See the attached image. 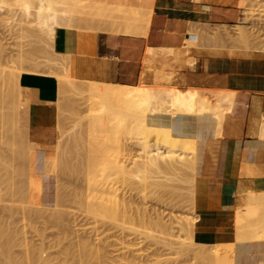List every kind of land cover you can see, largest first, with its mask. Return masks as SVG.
Listing matches in <instances>:
<instances>
[{
  "label": "rangeland",
  "instance_id": "rangeland-1",
  "mask_svg": "<svg viewBox=\"0 0 264 264\" xmlns=\"http://www.w3.org/2000/svg\"><path fill=\"white\" fill-rule=\"evenodd\" d=\"M13 1L5 5V7L8 6L7 9L4 7L8 13L7 11H4V13L6 12L9 16L11 13L16 14L15 17H12L14 19L10 17L9 20H12L8 22L6 20L7 17H5L6 14L4 17L2 16L3 19L5 18V21L0 19V69L2 68L0 70V141L3 146L0 148V241H3V244L2 241L0 242V244H2L0 245V252L2 251L5 253H0V264H197V262H200L198 258H200L201 252H198V255H200L199 257L197 254L195 255L197 256L196 259H198L196 260L195 257L193 258L191 256L192 254H188V251H186L188 248L183 251L184 247L182 248V246L184 245L179 244L180 240L190 241V239L187 238L189 233L186 222H197L199 218V211L193 204L195 199L193 202L191 199V197L195 195L194 184L196 172L190 169V167H188V169L186 166L188 172H192V174L190 175L188 172H186L188 173L186 174L184 171L185 174H182L180 167L184 164L178 163L179 170L175 169V171H178L183 176L190 175L188 180H186L188 176L183 177L182 175L180 178L183 177V179H186L179 180L177 179L179 178L178 176L176 179H172L174 175L171 174L172 172H170V169V173L167 170L160 172H155V170L153 172L147 171L146 168L142 167L140 163L143 151L139 144V137L141 134L138 133V128L132 129L137 123L136 116L127 109L125 102L121 98L122 93L119 92L116 97H111L106 100L101 97L100 87L97 85L96 87L92 84L95 79L73 78L71 73L72 64L69 59L65 61V66L58 65L60 63V61H58L59 56H68V54L58 52L55 49L53 40L51 41L53 45L49 46L46 43L45 34L40 32L41 36L45 37L44 39L46 41L42 39L40 34L37 36L39 27L37 26L36 28V26H34L36 25L33 23L36 22L35 19L32 21L31 16L29 19L32 22L28 21V18V22L23 21L25 17L23 14L24 10H21L23 6L20 5L21 3L18 2L19 0L17 1L19 5L16 2L13 3ZM66 1L68 2H59L57 4L58 7L71 6L73 0ZM90 2L92 5H98L102 3V0H78V3H86V5H81L79 7L78 17L83 12L85 6H87L86 8L88 9L94 7L89 6ZM82 6L83 8H81ZM82 15H84V13L81 14V19H78L76 16V19L73 21V28H86L89 30L111 33L108 27L109 25H106L105 21H103L104 23L101 21L103 18L99 20L97 14L88 15L86 18ZM26 27L27 29H25ZM32 29L35 31H28ZM31 32L34 34L32 35ZM39 37H41L42 40ZM204 37L207 39V47L222 49L231 54L250 55L255 52L264 53V0H244L241 19L238 23L233 25L210 26ZM188 43L192 42L189 41ZM37 54L40 55L38 56ZM24 55L27 59H24ZM32 59H36L35 61L38 59V61L54 60L55 63L59 62L55 64L54 61H50L51 64L54 63V65H56L54 67V69L57 68V70L55 69L57 71L56 74H60L59 76L62 77L69 74H66V71L70 72L71 76L69 77L75 79L74 83H77L74 84L73 88H69L70 92L68 91L67 93L69 97L67 100L69 101L66 100L64 106L61 105V102L58 107L60 113L59 117L56 118V125L58 126L59 134L57 143L53 146L51 152L53 154L55 153V156L49 154L47 158V163L50 165L51 170L49 165H46V170L53 175L55 185L54 202L50 204L42 203V188L40 187H43V183L42 181L40 182V174L36 173L38 174V178L37 175H34V172H36L35 170H33L34 172H30L34 167L32 164H34L35 149L33 143H28L27 131L25 129L28 126L23 121V118H21L22 109L18 98V87L15 89L12 85L15 84L12 83L13 78L10 80L12 71H19V69L20 71L29 70V66H33L30 65V63L33 64ZM25 60H28V62ZM186 61L193 63L194 57L187 55ZM44 67L47 68V66ZM62 71L64 72L62 73ZM8 81L11 84H9L7 88ZM88 82H92L91 86L87 84ZM125 84L126 86L123 87L131 89L138 86V83ZM187 88L190 89V92L189 94H182L181 103L189 113L193 108L201 109L202 105H209L212 108L218 105L224 107L227 98L226 94L221 91L234 90L232 88H197L190 86ZM93 100H96V104L87 108V104H91ZM4 101L5 103H3ZM5 112L8 115L10 113V115L8 116ZM262 116L264 117V114ZM91 119H97L100 125L97 138L94 140V142H98L99 147V149H97V146V148L95 147L99 151L98 161L96 165L90 169L89 174L92 186L94 187V195L97 197L95 199L109 205L127 202L131 207V210L127 214L128 216L124 213H119V216L111 217L102 213L94 214L89 210L86 211L87 205L84 200L87 193L86 191L88 190V188L86 190V187L88 185L85 176V163L89 158L87 154H89L91 150V142L87 138L86 125H88L87 120ZM12 120L15 123L12 122ZM103 123H105V125L102 126ZM218 126L221 128L222 124L218 123ZM151 129L153 130V134L150 136L151 139L154 140L156 137L167 139L166 133L159 131L155 127H151ZM10 130L12 132H10ZM73 136L78 138L75 137L76 140H73ZM187 138H189L191 142L194 141L193 147L197 146L196 138L193 140L190 137ZM87 140L89 142H87ZM74 142L75 144H73ZM154 142L155 141H153V143ZM76 143H78V145ZM70 145L71 147H69ZM190 145L188 144L187 146L189 149ZM74 146L75 148H73ZM8 147L11 148L9 149ZM68 147L71 151L70 149L67 151L66 148ZM187 147H184V150H186ZM76 150L81 151L75 152ZM186 151L182 150L183 156L185 157L188 156L184 154ZM193 151H191V153ZM188 152L190 153V151ZM51 155H53L54 158L49 157ZM25 156L28 157V159H26ZM49 158L53 161H50ZM68 159L71 162H69ZM77 160H80V163H78ZM81 161L83 164H81ZM72 162L75 164V167H73ZM76 164L79 165L78 167L81 166L84 168H79L81 169L79 171ZM181 164L182 166L179 167ZM139 167H141L143 173L148 176L147 181L144 182L145 184L140 183L139 178L133 176V174L128 175L124 172L125 169L137 170ZM75 169H77V173H80L76 174L74 172ZM166 171L168 173H166ZM32 172L34 175H32L33 177L31 176ZM178 172L175 173L177 174ZM67 174L71 175L69 176ZM168 177L170 178L168 179ZM30 180L34 181L32 182ZM159 182H161L162 185L166 183V186H162ZM32 183H34V185L36 183V185L34 186ZM38 184H41L40 187H38ZM31 185H33L32 188ZM72 185H76V188ZM60 187L62 190L60 189L58 191ZM68 189L70 192H68ZM9 192L10 194H8ZM58 192L60 193L57 196ZM38 193H40V195H37ZM76 193H79L77 195H80L79 198L82 199L83 197V199L77 198ZM57 198H59L58 201L61 200L59 203ZM71 212H73V214ZM59 215L61 216L59 217ZM194 239L196 243L200 242L204 244V249H209V247H211L212 250H215L212 246H216V249L222 248V243L224 244L223 247L229 248L227 246L232 242L217 241L209 244L202 241L197 235L194 236ZM225 243H227V245ZM195 244H193V246L190 244L192 248H190L191 251H189H193V254H195V252L197 253V251L192 250L193 248L196 250V246L197 249L199 248V250H202L200 249L201 245ZM232 244H230L231 247L234 246V244ZM85 247H88L90 250L88 261L84 259ZM5 248H9L7 250L8 253ZM68 249L71 251L69 252ZM72 249L76 252L74 251V253ZM230 253H228L230 256L227 262L229 264L233 261H229V259L234 258V251L232 254ZM79 254L81 258H79ZM7 260L8 262H5ZM220 261L221 264H224L222 260H219V262ZM204 262L206 261L203 260L202 264H211ZM213 264H217V262Z\"/></svg>",
  "mask_w": 264,
  "mask_h": 264
},
{
  "label": "crops",
  "instance_id": "crops-1",
  "mask_svg": "<svg viewBox=\"0 0 264 264\" xmlns=\"http://www.w3.org/2000/svg\"><path fill=\"white\" fill-rule=\"evenodd\" d=\"M136 1L130 0L142 3ZM243 1L152 0L155 9L147 35L58 27L54 45L69 55L71 73L77 78L135 84L145 72L147 83L237 90L223 134L211 112L156 113L149 121L197 139L194 188L199 238L209 244L232 241L235 264H264V237L238 239L235 224L238 211L247 210L250 194L264 193V137L258 121L264 114V53L231 54L207 47L204 37L210 26L238 23ZM187 55L194 57L192 64L186 63ZM19 82L30 103L23 121L28 142L35 144L34 169L42 178V203L50 204L55 185L46 165L59 134V82L53 75L31 72H23Z\"/></svg>",
  "mask_w": 264,
  "mask_h": 264
},
{
  "label": "bare ground",
  "instance_id": "bare-ground-1",
  "mask_svg": "<svg viewBox=\"0 0 264 264\" xmlns=\"http://www.w3.org/2000/svg\"><path fill=\"white\" fill-rule=\"evenodd\" d=\"M10 1H13V0H0V17H4L6 12L4 13V11H7L6 9L8 8V6L5 7L6 4H8V2ZM18 1V0H17ZM17 1H13L17 3ZM134 1V0H132ZM136 1V0H135ZM141 2V0H138ZM138 1H136L138 3ZM18 2H20L21 6H23V8H21V10L23 11L24 10V19L23 21H27L29 18H31L32 16V21L35 19L36 22H33L35 23L36 25V28L37 26L39 27V31H38V35L40 34L41 36V33L42 34H45L44 36H46V40H47V44L50 46V45H53V43L51 42L52 40L55 42V36H56V30L58 27H63V26H66V27H74L73 25V21L76 19V16L79 15L78 12H79V7L81 5H86V3H78V0H73L71 2V6H68V7H62V8H59L58 7V3L59 2H63V3H67L68 1L66 0H19ZM135 3V2H134ZM18 4V3H17ZM23 4V5H22ZM88 4V3H87ZM91 4V5H90ZM11 5V4H10ZM19 5V4H18ZM89 6L93 7L92 9H88L86 8L87 6L84 7V10L81 14L84 13V18H86L88 15L91 16L93 14H97V16H99V20H101V18H103V20H101L102 22L105 21L106 22V25L108 24L111 32H117V33H128V34H132V35H137V34H143V35H147L148 32H149V28H150V24H151V21H152V17H153V14H154V7H153V4H152V0H142V3H138V5H134L132 2L129 1H123V0H102V3H99L98 5H92V3L90 2L89 3ZM6 9H5V8ZM89 7V8H91ZM11 9H13L12 7H10ZM83 8V6L81 7ZM5 9V10H3ZM99 9V10H98ZM11 12V11H10ZM4 13V14H3ZM8 13V11H7ZM14 13H11V15L9 16V14L5 17L6 20L9 22L11 21L12 17H15L16 14ZM80 14V16H81ZM34 15V16H33ZM9 16V18H8ZM80 16L77 18L79 19ZM0 18V19H3ZM10 17L12 18L11 20ZM28 18V19H27ZM81 19V18H80ZM5 21V18L3 19ZM2 21V20H1ZM30 22H32L30 19L28 20ZM27 21V22H28ZM104 23V22H103ZM26 26V25H25ZM34 26H33V29H34ZM85 28V27H84ZM27 29V27L25 28ZM28 30V31H35V30ZM86 29V28H85ZM22 30V29H21ZM24 31V30H23ZM61 31V30H60ZM33 32L32 35L34 34ZM37 32V31H36ZM35 32V33H36ZM41 32V33H40ZM26 33V32H25ZM29 33V32H28ZM62 33V32H61ZM30 35V34H29ZM62 35V34H61ZM245 35V34H244ZM44 36H41L42 39H44L45 37ZM26 37V36H25ZM41 37H39L41 39ZM37 38V37H36ZM39 39V40H40ZM41 39V40H42ZM59 39V38H58ZM34 40V39H33ZM45 40V39H44ZM45 40V41H46ZM62 40V39H61ZM58 41V40H57ZM60 42V41H58ZM189 42V41H188ZM62 43V42H61ZM64 43V42H63ZM249 44V43H248ZM62 45V44H60ZM43 46V45H42ZM252 46V45H251ZM46 47V46H44ZM262 47V46H261ZM48 48V47H47ZM148 50H153L154 48H151V47H147ZM146 48V49H147ZM173 48V47H172ZM171 48V49H172ZM163 49H165L163 47ZM160 51L161 53L165 52L167 53V50H163ZM169 49V48H168ZM257 49H260V48H257ZM161 50V49H160ZM263 50V49H262ZM22 51V50H21ZM173 51V50H172ZM148 52V51H147ZM151 52V51H150ZM159 51L155 52L158 54ZM159 52V53H160ZM169 52V51H168ZM171 52V51H170ZM165 54V53H164ZM20 55V54H19ZM38 55V54H37ZM40 55V54H39ZM38 55V56H39ZM79 55V54H78ZM147 55V54H146ZM18 56V55H17ZM22 56V55H21ZM46 56V55H45ZM44 56V57H45ZM61 56V57H60ZM59 56V60L60 63L57 64L60 65V66H65V61H68L69 59V55L68 56H65V55H60ZM95 56V55H94ZM162 56V55H161ZM160 56V57H161ZM164 57V55L162 56ZM27 59V57H25L24 55V59ZM31 58V57H29ZM145 58V57H144ZM23 59V61H24ZM160 59V58H159ZM158 59V60H159ZM33 60V59H32ZM36 60V59H35ZM33 60V64L30 63V65H33V66H29V70H24V71H12L11 72V75H10V80H12L13 78V81L12 83H15V84H12L14 86V88L16 89V87H18V98H19V102H20V107H21V118H23V115H27L29 113V106H30V103H29V98H28V95L26 94V89L21 87L20 85V82H19V78L21 76V74L23 72H31V73H39V74H47V75H53L55 76L57 79H58V82H59V99H58V107H59V104L62 102L61 105H65L64 102L69 98L68 97V91L70 92L69 88H73L74 87V84H77V83H74L75 79L74 76H72L73 78L69 77L71 76L70 72H65L67 75H64L62 77H60L57 73V68L54 69V67L56 65H54L55 61L54 60H46V61H43V60H39L37 59V61ZM70 60V59H69ZM28 62V60H25ZM50 61H54L53 64H51ZM144 61V59H143ZM70 62V61H69ZM55 63V64H56ZM187 64H192V62H187ZM29 64V63H28ZM14 65V64H13ZM44 66H47V68H45ZM100 66V65H99ZM102 67V66H101ZM15 68V67H14ZM54 70H53V69ZM2 69V68H1ZM0 69V70H1ZM98 69V67H97ZM13 70V69H12ZM6 71V70H5ZM56 71V72H54ZM64 71H62L63 73ZM145 73V72H144ZM144 73L141 75V78L138 82V86H136L134 89H131V88H127V87H123V86H126L125 83H120V82H108V81H100V80H95L94 83H92L94 86H99L100 87V90H101V97L104 98V99H109L111 97H116L117 94L120 92L122 93L121 94V98L123 99V101L125 102V105L127 107V109H129L131 111V113H133L135 116H136V125L132 127V129H135V128H138L139 131L138 133L141 134V136L139 137V144L141 145V149L143 151V154H142V157H141V166L146 168L147 171H164V170H167L169 172V169H170V172H172L171 174L174 175V177L172 179H176L177 176L179 178V180H182L184 176L186 175H182V174H185L186 172H188L187 168L190 167V169H192L194 172H196V164H197V146H194L193 147V142H191V140H189V138L187 137H190L192 140L195 138L193 136H190V135H183V134H179V133H176L175 130L173 129V127H171L170 125H166V124H155V123H151L149 121V116L151 115H154L156 113H162V114H166V115H170V116H176V115H183V114H188L189 112H187L186 108L184 106H182V103H181V97H182V94H189L190 92V89H188L187 87L182 89L180 88L179 86L177 85H174V84H162V83H147L143 80V75ZM1 74V73H0ZM7 75V74H6ZM2 76V75H1ZM107 76V75H105ZM8 78V77H6ZM108 78V76H107ZM1 79V77H0ZM5 79V78H4ZM9 80V79H8ZM9 80V81H10ZM76 80H79V79H76ZM8 81V82H9ZM11 82V81H10ZM8 83L7 85V88L9 86V84L11 83ZM2 83V82H1ZM5 85H6V82L4 81ZM91 83L88 82L87 84L91 86ZM81 84V83H80ZM86 84V85H87ZM100 84V85H99ZM96 86V87H97ZM10 88V87H9ZM80 89H83V88H80ZM1 91V90H0ZM11 91V89H10ZM16 91V90H15ZM14 91V92H15ZM78 91V90H77ZM4 92V91H3ZM8 92V90H7ZM221 92H224L226 94V98H227V102L225 104L224 107H222L221 105L219 106H216L215 108H212L211 106L209 105H202L201 106V109L200 108H193L191 110V114H198V113H203V112H211L213 113L216 118H217V121L218 123H221L222 124V127L219 128V131L218 133L219 134H223V131H224V126H225V123H227L229 121V115L232 114L234 112V109H235V104H236V94H237V90H229V91H221ZM17 94V93H16ZM15 95V94H14ZM5 96V95H4ZM12 96V95H11ZM17 96V95H16ZM10 98V97H8ZM13 99V98H12ZM3 100V99H2ZM7 100V98H6ZM1 101V99H0ZM57 101V100H56ZM55 101V102H56ZM69 101V100H67ZM7 102L9 103V101L7 100ZM80 102V101H79ZM5 103V101L3 102ZM2 103V104H3ZM66 103V102H65ZM171 103V104H169ZM94 104H96V100L90 104L88 103L87 104V108L89 107H92ZM10 105V104H8ZM67 105V104H66ZM9 107V106H8ZM62 107V106H61ZM6 109V108H4ZM69 109V108H68ZM82 109V108H81ZM13 110V109H11ZM59 110V109H58ZM202 110V111H201ZM10 111V109H9ZM7 112V111H6ZM5 112V113H6ZM74 112V111H73ZM78 112V111H77ZM3 113V112H2ZM4 113V114H5ZM9 113V112H8ZM11 113V111H10ZM9 113V115H10ZM60 113V112H59ZM76 113V112H75ZM3 114V116H4ZM7 114V113H6ZM8 115V114H7ZM8 115V116H9ZM77 115V114H76ZM79 115V114H78ZM16 116V115H15ZM82 117V116H81ZM5 118V117H4ZM74 119H76L75 117H73ZM11 119V118H10ZM15 119V118H14ZM80 119V117H79ZM258 119V118H257ZM60 120V119H59ZM228 120V121H227ZM9 121V120H8ZM82 121V120H81ZM80 121V122H81ZM88 121V125H86V132H87V138L89 139V141L91 142V150L89 152L88 155V160L87 162L85 163L86 164V168H85V171H86V182H87V187H86V190L88 188V190L86 191V196H85V200L84 202L86 203L87 205V210L86 211H91L93 212L94 214H104V215H107V216H111V217H117V215L119 213H124L126 216H128L127 214L129 213V211L131 210V207L129 206V204L127 202H122V203H118L116 205H109V204H105L103 202H99L97 201L95 198V195H94V187L92 186V183H91V178L89 177V174H90V169L93 168V166L96 165L97 161H98V155H99V151L97 149H99L98 147V142H94V140L97 138V135H98V130H99V122L97 119H91V120H87ZM259 121V119H258ZM4 122V121H3ZM12 122H14L12 120ZM15 123V122H14ZM79 123V122H77ZM84 123V122H83ZM13 124V123H12ZM80 124V123H79ZM15 125V124H14ZM105 125V123L102 124V126ZM8 126V125H7ZM61 126V125H60ZM88 126V127H87ZM2 127V126H1ZM6 127V126H5ZM9 127V126H8ZM77 127V126H76ZM151 127H155L157 128L159 131L163 132V133H166L167 134V139H163L161 137H156L154 140L150 138V136L153 134V130L151 129ZM259 127H260V135L262 137H264V117L262 116V118L260 119V122H259ZM27 129V128H25ZM75 129V128H74ZM78 129V128H76ZM16 130V129H15ZM82 130V129H81ZM19 131V130H18ZM9 132V131H8ZM10 132H12L10 130ZM9 132V133H10ZM16 133V132H15ZM13 133V134H15ZM83 133V132H82ZM233 133V131H232ZM255 133V132H254ZM24 135V134H22ZM75 135V134H73ZM224 136V135H223ZM227 136V135H226ZM25 137V136H23ZM74 137V136H73ZM76 137V136H75ZM75 137L73 138V140H76ZM5 138V137H4ZM27 138V137H26ZM78 138V137H76ZM82 138V137H81ZM186 141H184V139ZM209 138V137H208ZM80 139V138H79ZM77 139V140H79ZM163 139V140H162ZM71 140V139H70ZM182 140H183V143H182ZM6 141V140H5ZM80 141V140H79ZM87 140V142H89ZM153 141H155L153 143ZM192 143H190V142ZM71 142V141H69ZM81 142V141H80ZM79 142V144H80ZM189 142V143H187ZM12 143V142H11ZM29 143V142H28ZM66 144V143H65ZM72 144V143H71ZM75 144V142L73 143ZM78 145V143H76ZM89 144V143H88ZM184 146H183V145ZM186 144V145H185ZM188 144L190 145V149L188 146ZM16 145V144H15ZM35 145V144H34ZM62 145V144H61ZM87 145V144H86ZM8 146V145H7ZM32 146V145H31ZM63 146V145H62ZM76 146V145H75ZM75 146L73 148H75ZM98 148H97V147ZM14 147V146H13ZM65 147V146H64ZM71 147V145L69 146ZM66 148L67 151H69L70 148ZM85 147V146H84ZM97 149H96V148ZM183 147V149H182ZM184 147L190 151V153L186 150H184ZM9 148V147H8ZM11 148V147H10ZM9 148V149H10ZM61 148V147H60ZM83 148V147H82ZM88 148V146H87ZM192 148V150H191ZM194 148V149H193ZM58 149V148H57ZM183 151H186L188 153H184V154H187L188 156H183ZM26 150V149H25ZM29 150V149H28ZM64 150V148H63ZM194 150V151H193ZM65 151V150H64ZM71 151V149H70ZM79 152L81 150H78ZM77 150L75 152H78ZM191 151H193L191 153ZM63 153V152H62ZM66 153V152H65ZM74 153V152H73ZM32 154V153H31ZM50 154H53V153H50ZM55 154V153H54ZM53 154V155H54ZM68 154V152H67ZM81 154V153H79ZM78 154V155H79ZM19 155V154H18ZM49 155V154H48ZM51 155L49 157L51 158H54V156ZM66 156V155H65ZM82 156V155H81ZM26 157V156H25ZM33 157V156H32ZM47 157V156H46ZM58 157V156H57ZM80 157V156H79ZM78 157V158H79ZM22 158V157H21ZM30 158V157H29ZM48 158V157H47ZM49 158V160L51 159ZM64 158V157H63ZM72 158V157H71ZM69 158V159H71ZM76 158V156H75ZM85 158V157H84ZM26 159H28V157H26ZM62 159V158H61ZM66 159V158H65ZM68 159V161H69ZM73 159V158H72ZM77 159V158H76ZM80 159V158H79ZM22 160V159H21ZM33 160V159H32ZM46 160V159H45ZM59 160V158H58ZM57 160V161H58ZM50 161H53V160H50ZM66 161V160H65ZM78 163H80V160H77ZM29 162V161H28ZM30 162H31V159H30ZM56 162V161H55ZM71 162V161H69ZM67 162V163H69ZM27 163V162H26ZM25 163V164H26ZM32 163V162H31ZM54 163V162H53ZM51 163V164H53ZM73 163V162H72ZM76 163V162H75ZM178 163H182L184 164L182 167H180V170H182V174H180L178 171H175V169L179 170L178 168ZM71 164V163H70ZM81 164H83V162L81 161ZM84 164V165H85ZM34 165V164H32ZM47 165H49L47 163ZM60 165V164H58ZM73 167H75L74 163L72 164ZM51 166H54V165H51ZM56 166V165H55ZM64 166V165H63ZM79 165L76 164V167L78 168V170L80 171L81 169H83L84 167H78ZM187 166V168H186ZM23 167V166H22ZM50 167V165H49ZM48 167V168H49ZM70 167V166H69ZM72 167V169H73ZM184 167V169H183ZM32 168V167H31ZM30 168V169H31ZM81 168V169H79ZM182 168V169H181ZM59 169V168H58ZM152 169V170H151ZM189 169V168H188ZM35 170L34 167L32 168L31 171ZM50 170H51V167H50ZM27 171V170H26ZM54 171V170H53ZM77 169H75V173L78 174L80 172H76ZM166 171V173H168ZM174 171V172H173ZM185 173H184V172ZM29 172V173H30ZM34 172V171H33ZM33 172L31 174V176L33 175ZM48 172V171H47ZM73 172V173H74ZM124 172L126 174H133V176L139 178V182L142 183V184H145L144 182L147 181V174H144L143 173V170L141 167H139L137 170H124ZM158 172V173H159ZM169 172V173H170ZM175 172H178L177 174ZM28 173V172H27ZM35 174L34 175H37L38 177V174H36V172H34ZM49 173V172H48ZM67 173V172H66ZM71 173V172H70ZM164 173V172H162ZM165 173V174H166ZM176 175H175V174ZM190 173V175L192 174V172H188ZM186 173V174H188ZM58 174V173H57ZM74 174V175H76ZM83 174V173H82ZM33 175V176H34ZM69 175V174H67ZM71 175V174H70ZM69 175V176H70ZM183 176L182 178H180V176ZM190 175H187V179H189V176ZM23 176V175H22ZM30 176V177H31ZM32 176V177H33ZM41 176V175H40ZM65 176V175H64ZM77 176V175H76ZM82 176V175H81ZM84 176V175H83ZM84 176V178H85ZM39 178V177H38ZM71 178V177H70ZM167 178V177H166ZM170 177H168L169 179ZM32 179V178H30ZM36 179V178H35ZM61 179V178H60ZM75 179V178H74ZM183 179V180H184ZM191 179V177H190ZM39 180V179H38ZM68 180V179H67ZM30 181H34V180H30ZM41 178H40V182H41ZM70 181V179H69ZM80 181V180H79ZM82 181V180H81ZM84 181V180H83ZM36 182V180H35ZM73 182V181H72ZM78 182V181H77ZM156 182V181H155ZM162 182V181H161ZM161 182H159L161 184ZM7 183V182H6ZM31 183V182H30ZM37 183V182H36ZM35 183V185H36ZM67 183V182H66ZM69 183V182H68ZM158 183V181H157ZM157 183H155L156 185H158ZM34 185V183H32ZM61 184V183H60ZM64 184V183H63ZM83 184V183H82ZM31 185V188L32 186ZM34 185V186H35ZM39 185V184H38ZM41 185V184H40ZM40 185L38 187H40ZM162 185V184H161ZM160 185V186H161ZM27 186V185H26ZM25 186V187H26ZM62 186V185H61ZM74 186V185H72ZM76 186V185H75ZM74 186V187H75ZM162 186H166V183L165 185H162ZM65 187V186H63ZM73 187V188H74ZM34 188V187H33ZM42 188V187H40ZM76 188V187H75ZM61 189L58 188V191ZM34 190V189H33ZM62 190V189H61ZM74 190V189H73ZM82 190V189H81ZM14 191V190H13ZM35 191V190H34ZM72 191V190H71ZM36 192V191H35ZM68 192L69 189H68ZM41 193V192H40ZM40 193H38L37 195H40ZM60 192H58L57 196L59 195ZM10 194V192L8 193ZM63 194V193H61ZM79 193H76V196L77 198H79V196L77 195ZM81 194V193H80ZM67 195V194H66ZM70 195V194H69ZM68 196V195H67ZM65 197V196H64ZM33 198V197H32ZM39 198V197H38ZM61 198V196H60ZM63 198V197H62ZM73 198V197H72ZM76 198V197H75ZM59 198H57V201H58ZM74 199V198H73ZM81 199V198H79ZM83 199V197H82ZM81 199V200H82ZM192 199V202L194 201L195 199V195L191 197ZM34 200V199H33ZM76 200V199H75ZM61 200L58 201V203L60 202ZM63 201V200H62ZM68 201V200H66ZM70 201V200H69ZM72 202V201H71ZM75 202V201H74ZM83 203V202H82ZM195 205V201L193 203ZM77 205V204H76ZM85 205V204H84ZM85 205V206H86ZM78 206V205H77ZM196 206V205H195ZM85 208V207H84ZM247 209V210H246ZM246 211H238V216L236 217L237 219V224L236 227L238 226V228L236 230H238V234H237V238L238 239H244V238H260V237H264V193H256V192H252L250 194V197H249V202L247 203V206H246ZM30 212V211H29ZM66 212V210H65ZM59 213V212H58ZM73 214V212H71ZM85 213V212H84ZM200 215V213H198ZM217 214V213H216ZM62 215V214H61ZM59 215V217L61 216ZM70 215V214H69ZM85 215V214H84ZM120 215V214H119ZM118 215V216H119ZM122 215V214H121ZM198 215V216H199ZM64 216V215H63ZM71 216V215H70ZM87 216V215H86ZM124 216V215H123ZM72 217V216H71ZM127 218V217H126ZM200 218V217H199ZM79 220V219H78ZM86 220V218H85ZM130 220V219H129ZM70 221V220H69ZM4 222V221H3ZM63 222V221H62ZM191 221H187L186 223V227H187V230H188V239H190V241H184V240H180L179 241V244L181 245H184L182 246L183 248V251L184 249L186 250V248H188V254H192L191 256L195 259L197 258V256H195L196 254L198 255V252H201V256L198 255V257L200 256L201 259H203L204 261H206L207 263H211L213 264L214 262H217V264H221V261L219 262V260H222V263L224 264H229L227 263L228 262V258L230 255H228V253L232 254V252L234 251V246L231 247L229 243L227 247L229 248H226V247H223L224 244L222 243V248H218L216 249V246L217 244H215L213 247L212 245V248H215V250L211 249V247H209V249H204V244L198 242L196 243L195 242V239H194V236L197 235V232H196V225H197V222H193V223H190ZM2 223V222H1ZM202 223V222H201ZM7 225V224H6ZM209 225V224H208ZM225 225V224H224ZM5 226V225H3ZM207 226V225H206ZM213 226V225H212ZM6 227V226H5ZM205 227V226H204ZM203 228V227H202ZM201 229V228H200ZM216 231V230H215ZM5 233V232H4ZM229 233V232H228ZM2 234V233H1ZM215 235V234H214ZM223 235V234H222ZM183 238V237H182ZM2 241V240H1ZM0 241V242H1ZM9 241V240H8ZM194 242V243H193ZM199 244L201 245L200 249L202 250H199V248L197 249V246H196V250L195 248H193L192 250L194 251H197V253L195 252V254H193L191 251L190 248H192L193 244ZM2 244H3V241H2ZM0 244V245H2ZM190 246H189V245ZM195 244V245H196ZM227 245V243H225ZM180 245V246H181ZM189 247H188V246ZM204 245V246H203ZM208 245V244H206ZM233 245V244H232ZM220 246V245H219ZM2 247V246H1ZM207 247V246H206ZM231 247V248H230ZM233 248V249H232ZM6 251L9 249L5 248ZM230 249V250H228ZM232 249V250H231ZM190 250V251H189ZM199 250V251H198ZM4 251V249H3ZM5 251V252H6ZM36 251V250H35ZM68 251L70 252L71 250L68 249ZM72 251L74 252L75 250L72 249ZM156 251V250H155ZM185 251V252H186ZM229 251V252H228ZM10 252V251H9ZM34 252V251H33ZM76 252V251H75ZM74 252V253H75ZM184 252V253H185ZM0 253H4V252H0ZM8 253V251H7ZM73 253V254H74ZM5 254V253H4ZM85 261H88L87 259H89V256H90V250L88 249V247H85ZM33 255V254H32ZM37 255V254H35ZM75 255V254H74ZM73 255V256H74ZM194 255V256H193ZM149 256V255H148ZM228 256V257H227ZM77 257V256H76ZM190 257V256H189ZM188 257V258H189ZM234 257V256H233ZM2 258V257H1ZM29 258V257H28ZM79 258L80 257V254H79ZM200 258L199 261L201 262V264L203 263V260H201ZM190 259V258H189ZM196 259V260H198ZM29 260V259H28ZM152 260V259H151ZM187 260V259H186ZM191 260V259H190ZM230 260H233L231 261L232 264L234 262V258H230ZM1 261V260H0ZM189 261V260H188ZM5 262H8L5 261ZM33 262V261H32ZM193 262V260H192ZM200 262H197V264H200ZM204 262V263H206ZM230 262V264H231ZM195 263V262H194ZM83 264V263H82Z\"/></svg>",
  "mask_w": 264,
  "mask_h": 264
}]
</instances>
